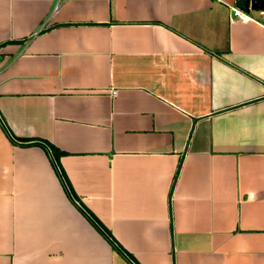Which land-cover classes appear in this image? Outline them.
Returning a JSON list of instances; mask_svg holds the SVG:
<instances>
[{"label": "crops", "instance_id": "obj_1", "mask_svg": "<svg viewBox=\"0 0 264 264\" xmlns=\"http://www.w3.org/2000/svg\"><path fill=\"white\" fill-rule=\"evenodd\" d=\"M233 7L0 0L1 115L140 264H264V11ZM120 262L0 122V264Z\"/></svg>", "mask_w": 264, "mask_h": 264}, {"label": "trees", "instance_id": "obj_2", "mask_svg": "<svg viewBox=\"0 0 264 264\" xmlns=\"http://www.w3.org/2000/svg\"><path fill=\"white\" fill-rule=\"evenodd\" d=\"M0 122L3 126V128L6 130L8 135L11 137V139L15 143H19L22 145H33V144H38V145H43L47 148V150L51 153V156L53 157L55 166L57 167V170L59 171V174L65 184V187L67 189V192L75 203L77 207L87 216V218L102 232V234L110 241V243L116 247L118 250H120L133 264H140L138 260L135 258V256L129 252L127 249H125L119 241L113 236L112 232L109 230V228L90 210L88 209L80 197L76 194L74 191L71 183L69 182V179L63 169L60 165V155L62 154L54 145L49 143L48 141H45L41 138H33V139H24L21 137L16 136L10 127L7 125L5 119L0 113Z\"/></svg>", "mask_w": 264, "mask_h": 264}, {"label": "water", "instance_id": "obj_3", "mask_svg": "<svg viewBox=\"0 0 264 264\" xmlns=\"http://www.w3.org/2000/svg\"><path fill=\"white\" fill-rule=\"evenodd\" d=\"M236 9L245 14L255 11H264V0H235V7L232 9V16H236Z\"/></svg>", "mask_w": 264, "mask_h": 264}, {"label": "built area", "instance_id": "obj_4", "mask_svg": "<svg viewBox=\"0 0 264 264\" xmlns=\"http://www.w3.org/2000/svg\"><path fill=\"white\" fill-rule=\"evenodd\" d=\"M245 14L236 9V16L243 17Z\"/></svg>", "mask_w": 264, "mask_h": 264}, {"label": "rangeland", "instance_id": "obj_5", "mask_svg": "<svg viewBox=\"0 0 264 264\" xmlns=\"http://www.w3.org/2000/svg\"><path fill=\"white\" fill-rule=\"evenodd\" d=\"M124 263H125V262H124ZM124 263L120 262V264H124Z\"/></svg>", "mask_w": 264, "mask_h": 264}]
</instances>
